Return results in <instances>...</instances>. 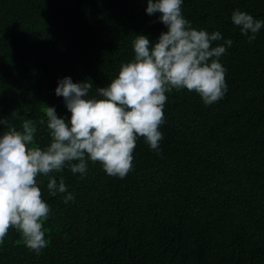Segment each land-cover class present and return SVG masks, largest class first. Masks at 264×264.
<instances>
[{"label":"trees","instance_id":"trees-1","mask_svg":"<svg viewBox=\"0 0 264 264\" xmlns=\"http://www.w3.org/2000/svg\"><path fill=\"white\" fill-rule=\"evenodd\" d=\"M146 7L147 0H0V119L18 129L20 117L32 119L35 144L47 146L45 105L71 115L55 94L60 79L90 81L94 94L133 58L135 34L155 41L166 31ZM237 8L264 20V0L182 4L193 28L233 41L221 57L223 98L205 105L195 92L167 93L161 154L139 138L123 179L98 162L83 178L67 167L54 173L74 201L51 196L39 176L51 209L48 246L36 254L10 229L0 264H264V28L249 42L230 19Z\"/></svg>","mask_w":264,"mask_h":264},{"label":"clouds","instance_id":"clouds-1","mask_svg":"<svg viewBox=\"0 0 264 264\" xmlns=\"http://www.w3.org/2000/svg\"><path fill=\"white\" fill-rule=\"evenodd\" d=\"M182 4L183 0H147L146 13L159 14L166 31L155 41L135 34L133 58L121 63L106 87L90 94V81L73 82L71 77L58 81L55 94L63 97L71 115L65 119L54 106L45 105L47 146L35 144L37 127L32 119L20 117L19 129L0 119V125L6 126L0 133V244L15 229L30 251L40 254L48 246L43 224L51 209L43 199L39 176L47 177L51 196L61 193L65 203L74 201L64 178L58 182L54 173L67 167L83 178L89 162H98L107 175L123 179L133 168L139 138L161 154L167 93L195 92L205 105L223 98L227 69L221 57L233 41L224 39L218 30L193 28L183 15ZM230 19L249 42L264 28V20L239 8ZM221 40L223 44L216 43Z\"/></svg>","mask_w":264,"mask_h":264}]
</instances>
